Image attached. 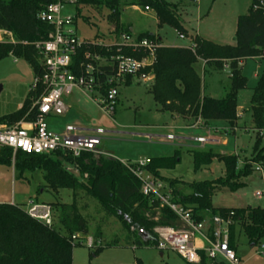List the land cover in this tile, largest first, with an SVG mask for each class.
<instances>
[{
	"label": "trees",
	"instance_id": "1",
	"mask_svg": "<svg viewBox=\"0 0 264 264\" xmlns=\"http://www.w3.org/2000/svg\"><path fill=\"white\" fill-rule=\"evenodd\" d=\"M260 1L264 3V0H251L247 13L237 18L234 44L231 46H221L198 36H189L192 44L189 48L157 49L152 68L154 79L149 93L160 112L182 117L189 114L193 120L199 118L204 123L225 122L233 130L238 120L237 93L247 90V78L242 73L244 63L260 59L264 65V14ZM52 2L54 0H0V30L11 32L18 42L33 44L45 40L50 27L40 22L37 15ZM180 5L167 4L162 0H136L132 4L152 10L158 28L166 25L183 37L187 36V32L179 20ZM81 7L107 9V22L115 26V34L119 30L120 0H75L76 16ZM125 32L129 36L128 31ZM143 39L159 44L157 38L148 34L137 36L136 42ZM89 52L103 58L118 54L137 59L142 57L141 53L133 52L130 48L118 51L115 46L98 45L89 48ZM8 56L25 61L33 74H38V56L32 46L20 43L13 46L0 45V60ZM197 61L204 62V73L207 69L221 72L225 66L228 68L229 87L223 99L216 100L203 95L202 80L194 70ZM102 69L104 74L109 73L106 68ZM251 93L247 111L251 113L254 130L264 133V68ZM29 96L18 111L0 118V125L13 126L21 121L32 120L34 114H29ZM258 144L256 141L253 146L250 163L245 162L239 172L236 171V156L202 150L190 151L194 172L209 167L217 160L224 166L223 181L219 179L187 184L186 193L171 188L172 202L189 209L196 223L211 222L216 217L230 221L229 246L234 252L235 226L241 228L248 244L257 246L260 243L264 237V208H213L211 199L219 189L226 188L234 192L242 187L240 184L233 185L232 181L247 178L252 173L250 164L257 165L264 161L262 149L254 156ZM179 163V153L175 152L172 157L150 159L143 170L153 179L170 187L171 182L161 173L174 170ZM0 165L13 166L18 177L24 173L40 171L43 173L45 188L52 192L70 191L72 196L70 205H59V215L57 218L53 216L50 228L30 219L17 206L0 204V264H72L74 243L71 237L88 233L87 222L75 203L80 193L97 202L106 215L115 217L124 228L132 230L136 235L133 244L137 247L156 248L157 237L153 230L168 226L167 223L158 225L146 218L148 211L159 204L142 195L141 183L132 174L137 166L126 167L118 160L94 154H83L73 159L58 153L26 155L17 152L12 162V152L7 149L1 152ZM67 167L76 170L80 176H86V179L80 181L66 171ZM160 211L164 221L177 220L166 207ZM112 246L106 245L105 248ZM199 264H211L202 252Z\"/></svg>",
	"mask_w": 264,
	"mask_h": 264
},
{
	"label": "rangeland",
	"instance_id": "2",
	"mask_svg": "<svg viewBox=\"0 0 264 264\" xmlns=\"http://www.w3.org/2000/svg\"><path fill=\"white\" fill-rule=\"evenodd\" d=\"M167 4L180 5L179 20L187 36L180 37L178 33L163 25L157 27L155 14L152 10L144 11L143 6H135L136 0H120V24L117 33L115 26L107 22L109 11L105 8H79L76 16L75 7L68 10L75 17L76 35L80 41L95 42L103 46L122 44L121 35L129 33L131 40L137 36L148 34L160 39L165 48H189V36H198L206 41L221 46H231L239 16L247 13L251 0H162ZM128 36V35H127ZM264 65L260 59L247 60L242 70L247 78V90L240 91L237 96V111L239 118L235 124L236 134H227L229 126L225 122H209L211 129L223 134H217L212 146L202 147L203 151H211L220 155L237 156L236 171L243 168L245 162L250 163L253 146L258 141L254 156L264 147V133L252 129V118L247 109L251 98V89L258 84ZM194 70L202 80L203 95L221 100L229 87L227 74H210L202 70L201 61H197ZM33 81V71L23 60L8 56L0 60V117L14 113L22 104L30 91ZM130 85H127V84ZM151 84L126 80L118 87V105L112 115L103 113L88 98L73 91L68 100L70 109L66 116L48 121L49 128L61 133L65 126H73L83 131L81 135H88L87 130L103 129L101 152L96 154L106 159L123 161L128 166L138 167L139 163L147 165L150 159L172 157L179 153L180 163L172 171H163L161 176L171 182L169 191L178 190L186 193L187 184L216 181L224 179V166L214 160L209 167L193 170L190 151L200 148L195 144L197 138L207 137L204 128L192 129L183 119L172 117L159 111L149 93ZM29 99L34 96L29 93ZM185 118H191L184 115ZM192 119V118H191ZM192 121V120H191ZM189 121V122H191ZM244 128L246 130L244 131ZM171 136L172 140L167 137ZM221 137V138H220ZM226 139V145L221 142ZM264 157V153L262 154ZM252 173L244 179H235L233 185H242L234 192L226 188L216 191L211 199L214 208L242 209L246 206H264V196L257 201L254 194L264 192V161L260 164H250ZM145 167V166H144ZM261 168L262 170H257ZM77 179L85 180L86 176L73 173ZM171 200L173 196L171 193ZM51 204L53 216L57 218L60 206L70 205L72 196L70 191L52 192L45 188L43 173L35 171L24 173L21 177L13 167L0 165V204L16 205L21 210L29 202ZM82 217L87 222V235H80L81 239L74 243L72 264H187L173 252H160L155 247H137L133 244L136 235L127 230L115 217L106 215L97 202L78 194L75 201ZM153 207L145 215L147 219L156 223H167V227L175 230H186L179 221H164L160 209ZM163 227V226H160ZM154 234V233H153ZM234 247L236 257L240 254L241 264H264V255L255 254V249L248 245V241L239 226L234 227ZM92 238L93 247L85 244L86 238ZM106 245H113L105 248ZM260 247L264 246V237ZM259 249V248H258ZM259 251V250H258ZM240 264V262H239Z\"/></svg>",
	"mask_w": 264,
	"mask_h": 264
},
{
	"label": "built area",
	"instance_id": "3",
	"mask_svg": "<svg viewBox=\"0 0 264 264\" xmlns=\"http://www.w3.org/2000/svg\"><path fill=\"white\" fill-rule=\"evenodd\" d=\"M260 6L264 14L262 1ZM72 7H75V0H54L40 11L37 19L49 26L50 32L45 40L33 44L18 42L11 32L0 30V45H30L38 56V74L33 76L30 87L34 97L31 99L29 114H34L33 119L13 126H0V156L4 149L10 150L12 162L17 152L26 155L58 153L73 159H78L83 154H98L105 134L103 129L89 130L88 135H81L79 133L82 132L77 128L65 126L61 133H55L49 129L48 121L67 113L65 99L73 91L89 98L103 113L112 115L118 105V87L127 79H136L142 83L153 82L152 68L156 51L160 47L158 43L147 39L136 42V39L131 40L129 36L122 35V44L113 46L118 51L130 48L133 52L141 53V58L126 57L123 54L103 58L92 54L89 48L100 44L77 38L75 17L68 12ZM144 11H148V8H144ZM102 68H106L109 73L104 74ZM167 139L172 140V137L168 136ZM194 141L199 145L206 142L204 138ZM121 163L129 167L126 163ZM144 166L139 163L132 170V174L141 183L142 195L169 209L186 228L182 231L170 227L154 229L156 249L160 252H173L187 264H199L200 252L211 264H239L236 253L229 246L230 221L216 217L211 222L196 223L191 211L173 203L169 188L148 175L143 170ZM73 170L66 168L69 173ZM73 173L77 174V171L74 170ZM262 196L260 192L255 194L257 198ZM23 212L45 227L53 225V211L49 204L30 201ZM80 239V235L71 237L73 243ZM85 244L92 248V238H86ZM258 248V254L263 255L264 246Z\"/></svg>",
	"mask_w": 264,
	"mask_h": 264
},
{
	"label": "crops",
	"instance_id": "4",
	"mask_svg": "<svg viewBox=\"0 0 264 264\" xmlns=\"http://www.w3.org/2000/svg\"><path fill=\"white\" fill-rule=\"evenodd\" d=\"M180 4L183 6V3H182V1L180 2ZM133 7H135V6H133ZM150 10H148V11H146V12H149ZM181 11H183V8H182V10ZM156 24H157V21H156ZM128 33H132V30H129L128 29ZM122 36V35H121ZM129 38L130 39H132L131 38V36H130V34H129ZM137 38V37H136ZM159 40V45H160V47H162L161 46V44H160V39H158ZM232 45L234 44V39L232 40ZM201 65H202V70H203V72H204V68H205V64H204V62H202L201 61ZM209 72H210V74H208L209 76L210 75H212L213 73H218V74H229V72H228V68L225 66L224 67V69L221 71V72H215V71H212V69H210L209 70ZM33 76H34V74H33ZM227 78H228V80H229V75L227 76ZM127 80H129V79H127ZM132 80V79H131ZM137 83L139 82V81H137L136 79H134ZM153 83V82H152ZM152 83H149V84H152ZM145 84H147V83H145ZM127 85H130V84H127ZM30 92V91H29ZM29 92L27 93V96H26V98L28 97V95H29ZM77 92V91H76ZM78 93V95L79 96H81V97H84V98H87V97H85V96H83L81 93H79V92H77ZM239 93V92H238ZM238 93H237V96H238ZM25 98V99H26ZM70 99V96L69 97H67L66 99H65V103H66V105H67V107H68V110H67V113H68V111H69V109H70V106L68 105V100ZM89 99V98H88ZM90 100V99H89ZM91 101V100H90ZM92 102V101H91ZM93 103V102H92ZM23 104V103H22ZM22 104H19L18 105V108H17V110L16 111H18L20 108H21V106H22ZM15 111V112H16ZM14 112V113H15ZM247 113H249L250 114V116H251V113L250 112H248V111H246ZM67 113L64 115V116H66L67 115ZM166 114H169V115H171L172 117H175V118H179V119H183L185 122H187V123H189V126H190V128H192V129H195V128H204L206 131H207V137H205L204 139L206 140V142L203 144V145H199V144H197L195 141V144H197V145H199L200 146V148H197V150H202V147H204V146H212L215 142L213 141V140H215V139H218V138H216L217 137V134H220V135H222L223 133L222 132H220V131H218V130H216V129H211V128H209V126H208V123H204L201 119H197V120H193V119H191V118H185V117H182V116H178V115H175V114H171V113H166ZM8 115H10V114H8ZM8 115H6V116H8ZM63 116V117H64ZM2 117H5V116H2ZM2 117H0V118H2ZM237 117L239 118V114H238V111H237ZM192 120V121H191ZM189 121H191V122H189ZM0 126H2V125H0ZM252 129H254V127H253V125H252V127H251ZM50 129V128H49ZM235 129H236V127H234L233 128V130H230L229 129V131L227 132V131H223L224 133H227V134H232V135H235L236 134V131H235ZM51 130V129H50ZM246 130V128H244V131ZM51 131H53V130H51ZM88 131V130H87ZM53 132H55V133H58L57 131H53ZM80 132H83V131H81L80 130ZM221 138V137H220ZM171 141V140H170ZM226 143H227V141H226V139H223V141L221 142V144L222 145H226ZM203 151V150H202ZM237 157V156H236ZM120 162H123V161H120ZM260 193H262L263 194V196H264V192H260ZM256 194V193H255ZM255 194H254V197H255ZM262 196V197H263ZM255 199L257 200V201H260L261 200V198H257V197H255ZM213 207V206H212ZM247 207H255L254 205H250V206H246L245 208H247ZM258 207H260V208H264V206H258ZM214 208V207H213ZM242 209H244V208H242ZM198 244H199V246H202V243L201 242H198ZM260 244V243H259ZM259 244L257 245V246H254V245H251V244H248L252 249H255V254H257V255H259L258 254V247H259ZM236 251V250H235ZM263 255H264V252H263ZM237 259H238V262H240V264H241V258H240V254H238V256H237Z\"/></svg>",
	"mask_w": 264,
	"mask_h": 264
},
{
	"label": "water",
	"instance_id": "5",
	"mask_svg": "<svg viewBox=\"0 0 264 264\" xmlns=\"http://www.w3.org/2000/svg\"><path fill=\"white\" fill-rule=\"evenodd\" d=\"M0 91H1V87H0Z\"/></svg>",
	"mask_w": 264,
	"mask_h": 264
}]
</instances>
